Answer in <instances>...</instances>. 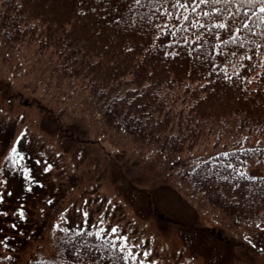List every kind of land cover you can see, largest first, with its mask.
<instances>
[{
  "label": "trees",
  "instance_id": "16d2710c",
  "mask_svg": "<svg viewBox=\"0 0 264 264\" xmlns=\"http://www.w3.org/2000/svg\"><path fill=\"white\" fill-rule=\"evenodd\" d=\"M0 3V35L48 50L59 73L80 78L124 128L171 151L209 139L211 150L187 171L192 188L240 220H264V14H253L258 6L208 4L191 12L173 8L172 0L162 7L150 0ZM218 23L227 29L214 28ZM250 160L262 169L250 172ZM57 243L55 253L30 264H137L86 225L65 228Z\"/></svg>",
  "mask_w": 264,
  "mask_h": 264
},
{
  "label": "rangeland",
  "instance_id": "374dc122",
  "mask_svg": "<svg viewBox=\"0 0 264 264\" xmlns=\"http://www.w3.org/2000/svg\"><path fill=\"white\" fill-rule=\"evenodd\" d=\"M36 48L0 35V261L51 256L62 230L86 225L137 264H264V220H240L191 186L209 139L181 151L148 143Z\"/></svg>",
  "mask_w": 264,
  "mask_h": 264
},
{
  "label": "snow or ice",
  "instance_id": "6c2138e0",
  "mask_svg": "<svg viewBox=\"0 0 264 264\" xmlns=\"http://www.w3.org/2000/svg\"><path fill=\"white\" fill-rule=\"evenodd\" d=\"M142 0H134V3L139 5L141 4ZM151 3L154 4H160L161 7L163 6V4H166L169 2V0H150ZM234 2H239L241 4H245V5H251L253 8H257L258 6V12L253 13L254 15L256 14H264V0H172V7L176 8L177 10L179 9H184L185 11L187 10H191V12H196L199 5H218V4H232ZM157 11L160 12L161 16L167 15L169 17H171L173 15V13L169 12L167 9H164L163 11H161L160 8H157ZM214 11H219V9H214ZM210 13L209 12H202V15L204 16H208ZM245 15H247V13H245ZM180 17L177 16V19H179ZM183 20L184 21H188L189 20V16L188 15H183ZM260 19L262 22H264V15H260ZM198 23V22H197ZM197 23L192 24V27H197ZM200 27H204V25H199ZM214 28H219V29H227L228 25L226 23H218V24H214L213 25ZM244 27L247 28L248 25L245 23ZM12 152L15 153L16 152V148L14 147L12 149ZM21 217H23V213H21ZM104 231L103 229H101V232ZM111 232L113 234H115L117 232L116 228L111 229ZM97 236L100 235V233L98 232L96 234ZM126 239V238H123ZM113 247H115V244H113Z\"/></svg>",
  "mask_w": 264,
  "mask_h": 264
}]
</instances>
